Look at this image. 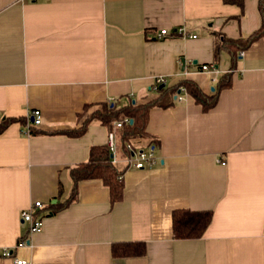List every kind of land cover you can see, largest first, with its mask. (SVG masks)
Wrapping results in <instances>:
<instances>
[{"label": "crops", "instance_id": "crops-1", "mask_svg": "<svg viewBox=\"0 0 264 264\" xmlns=\"http://www.w3.org/2000/svg\"><path fill=\"white\" fill-rule=\"evenodd\" d=\"M259 0H0V264H264V36L235 58L216 43L261 28ZM185 27L196 38L177 34ZM163 29L168 33L161 35ZM220 36L221 39H220ZM244 52V56L240 53ZM214 65L215 71H201ZM216 107L181 92L175 107L153 108L147 138L156 163L136 169L127 157L122 201L110 203L102 181H84L68 207L72 167L111 131L94 120L105 104L122 107L157 97L153 85L183 79L213 93ZM41 110L42 123L31 116ZM36 135H31L30 130ZM41 201L44 226L31 233L21 213ZM213 211L202 238L174 237L175 210ZM55 210L56 212H53ZM28 241L18 247L20 241ZM147 244L141 257L117 258L115 242Z\"/></svg>", "mask_w": 264, "mask_h": 264}, {"label": "trees", "instance_id": "trees-1", "mask_svg": "<svg viewBox=\"0 0 264 264\" xmlns=\"http://www.w3.org/2000/svg\"><path fill=\"white\" fill-rule=\"evenodd\" d=\"M228 3H236L239 6H244V0H226ZM259 12L262 15L261 28L250 34L249 37L240 39H230L225 35L223 39L220 36V41L216 43V54L222 49L228 51L235 58L239 51L247 50L250 45L256 40L264 36V0H259ZM216 90L213 93H205L201 86L195 81L189 79L181 80L177 85L165 86L159 88L158 95L144 103H133L119 107L117 105L105 104L102 110L96 111L87 119L79 130L68 132L73 137L83 136L88 126L94 121L99 120L102 124L109 128V131L116 134L117 153L120 158L128 157L132 153L129 150V144L138 138H147V125L149 122V114L153 108L169 109L173 108L179 102L176 96H179V90L184 89V92L191 96L197 104L201 105L204 113H208L211 109L217 106L221 92L226 88L232 87V74L228 73L219 80L215 85ZM181 95V93H180ZM130 119L133 122H127ZM0 134L4 133L7 128L13 123H23L25 121L18 118L8 117L0 120ZM121 122L122 126L117 127L116 123ZM36 131L30 130L31 135H36ZM153 145L159 146V140L153 138ZM126 169L121 170L111 157V149L108 146H95L92 148L88 161L74 166L70 170V177L73 180V188L70 197L65 201L62 207L74 201L78 194V188L81 182L100 180L109 190L110 203L113 205L120 202L124 198V173ZM53 212H56L53 210ZM173 217V232L175 239L197 240L202 238L206 230L213 221V211H193L189 209L175 210ZM112 255L117 258L141 257L147 254L148 247L146 242H115L112 244Z\"/></svg>", "mask_w": 264, "mask_h": 264}, {"label": "built area", "instance_id": "built-area-1", "mask_svg": "<svg viewBox=\"0 0 264 264\" xmlns=\"http://www.w3.org/2000/svg\"><path fill=\"white\" fill-rule=\"evenodd\" d=\"M177 34H180L182 37L185 38H196L197 35H191L189 33V31L181 26L177 28ZM168 33V30L163 29L161 35H165ZM240 56H244V52L240 53ZM216 68L214 65H202L201 66V71H215ZM165 85V80L160 78L157 79L153 85V89L158 90L159 88H162L161 86ZM184 89H181V92H183ZM177 99H182V96H177ZM31 118H33L32 121V125L34 127H36L37 125H40L42 123L41 120V110L36 109ZM127 122H131L130 119L126 120ZM1 122V121H0ZM117 127H121L122 123L121 122H117L116 123ZM108 147H110L111 149V157H112V161H114V163H118L119 159L117 156V147H116V134L115 132H111L109 135V141L107 144ZM129 150L131 151V155L128 156L126 158V161L128 162L129 166H132L136 169H144L147 167H152L155 163H156V146H152L149 147L146 150H138L136 151V149L134 148V146H132V144H129ZM41 208H43V203L41 201L35 202L32 206H30L29 208H25L22 213H21V221L22 222H27L29 224V231L31 233H39V231H41L43 229L44 226V221L42 216L39 214V211L41 210ZM26 244H28V241H20L18 243V247H23ZM13 255V251H10L9 249H3L0 250V256L7 258V257H11ZM28 261L23 260V259H19V258H15L14 259V264H27Z\"/></svg>", "mask_w": 264, "mask_h": 264}, {"label": "water", "instance_id": "water-1", "mask_svg": "<svg viewBox=\"0 0 264 264\" xmlns=\"http://www.w3.org/2000/svg\"><path fill=\"white\" fill-rule=\"evenodd\" d=\"M161 87H162V88H165V85H162ZM213 91H215V87H213ZM180 93H181V89L179 90V94H180ZM176 97H177V96H176ZM176 97H175V98H176ZM31 120L33 121V118H31ZM131 122H133V120H132Z\"/></svg>", "mask_w": 264, "mask_h": 264}]
</instances>
